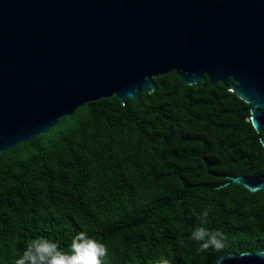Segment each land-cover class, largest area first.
<instances>
[{"label": "trees", "instance_id": "1", "mask_svg": "<svg viewBox=\"0 0 264 264\" xmlns=\"http://www.w3.org/2000/svg\"><path fill=\"white\" fill-rule=\"evenodd\" d=\"M172 75L152 78L136 102L86 103L0 154V264H25L36 241L42 253H70L81 232L106 246L103 264H212L264 250V190L212 191L221 177L264 175L249 105L220 83L182 86ZM201 161L221 177L204 176ZM198 228L219 229L222 244L201 251Z\"/></svg>", "mask_w": 264, "mask_h": 264}, {"label": "water", "instance_id": "2", "mask_svg": "<svg viewBox=\"0 0 264 264\" xmlns=\"http://www.w3.org/2000/svg\"><path fill=\"white\" fill-rule=\"evenodd\" d=\"M169 72L182 86L220 83L248 104L264 150V0H0V154L86 103L136 102ZM221 178L212 191L264 190V175ZM212 264H264V250Z\"/></svg>", "mask_w": 264, "mask_h": 264}, {"label": "clouds", "instance_id": "3", "mask_svg": "<svg viewBox=\"0 0 264 264\" xmlns=\"http://www.w3.org/2000/svg\"><path fill=\"white\" fill-rule=\"evenodd\" d=\"M206 214L204 215L206 216ZM205 237H209V239L205 241ZM192 239L204 242L200 249L203 251L208 246L219 247L222 244L223 233L219 229L209 232L205 228H198L193 232ZM46 246L50 251L42 253L41 249L45 248V242L36 241L29 244L23 255L25 264H56V261L60 259H63L64 264H69V261L73 264H103V258L107 255L106 246L96 239L88 237L85 232L78 233L73 239L70 253L59 251L55 244ZM156 264H171V261L161 257L156 261Z\"/></svg>", "mask_w": 264, "mask_h": 264}]
</instances>
